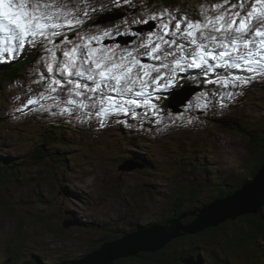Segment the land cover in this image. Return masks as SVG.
<instances>
[{"label":"rangeland","instance_id":"374dc122","mask_svg":"<svg viewBox=\"0 0 264 264\" xmlns=\"http://www.w3.org/2000/svg\"><path fill=\"white\" fill-rule=\"evenodd\" d=\"M75 1L78 7L74 4V0H67L69 7L88 10L87 7L91 5L95 11L88 10L87 20L76 26L79 28L74 34L70 33L71 41L79 43L78 38L82 35H97L105 30H111V35L105 37L103 43L119 45L118 54L124 48L137 49L147 32L153 30L156 21L149 20L150 27L139 22L149 18L147 10L151 14H159L167 9L174 12L175 16L187 15L192 19H200L203 7L222 2L221 0H135L133 3L125 1L123 7L128 6V14L126 9L118 7L119 0H115L116 3H113L114 0ZM135 2H138L140 7L138 5L135 7ZM236 2L237 0L231 1V3ZM247 10L246 8L245 11ZM80 18L84 20L81 15ZM110 19L114 20L109 21ZM139 25H142V28L138 31ZM67 47H71V45L69 44ZM144 51V49H139L140 58L142 62L148 63V58L142 55ZM47 55L45 52L39 54L40 59L32 66L37 67L36 69L25 68L20 72H17L16 69L9 71V75L6 77L13 81L12 92L11 85L10 87L5 85L8 78L1 77L0 80V119L6 118L9 122L7 125L0 123V148H2L0 152L18 159L19 165L25 160L23 158L28 156V148L23 145L25 138H22L21 134H16V138L11 140V133L7 129L13 127L17 119L12 122L11 115H3L2 110L5 109L8 97L14 92L17 96L27 99L30 93H38L37 87L33 85L40 84L41 75L46 72L41 58ZM177 84L180 82L178 81ZM253 85L255 94L245 95L243 101L234 102L235 105L229 112L222 111L216 105H212L208 108V112L202 113L194 101L191 107L188 106V109L192 111L189 113L192 121H205L209 124L205 125L208 126L207 133L209 132L207 134L208 145H201L205 137L203 129L188 131L181 130L177 126L178 131L175 130V127L169 131L164 129L166 134L164 137L146 138L147 144L143 143V147L129 146L132 144V138L118 134L115 129L118 122L124 124L127 122V118L120 120L110 116L105 125L108 129L104 130L100 127L95 136L91 134L86 136L102 142L99 146L96 140L90 142L93 143L89 145L93 151L92 154L90 149L85 150L76 142L75 147H72L64 140L72 148L63 150H67V155H71L70 151L73 152L76 158L67 169L56 168L55 166L59 163H55L47 157L43 159L40 157L42 163L30 162L28 166L21 167L19 170L24 178L18 185L19 188L11 189L13 194L9 196L4 195L5 199L13 206L5 205L7 208L0 206V263L8 258L13 249L18 252L20 262L27 255H36L37 259L43 258L45 262L59 257L63 259L59 264H64L65 258L80 257L87 248L104 235H117L122 234L120 232H126L125 230L139 231L150 228L156 222L164 221V218L170 214V210L172 212V210L193 205V200L187 197L181 201V205L178 204V207L174 204L177 202L174 201V195L179 192L180 185L188 180V177L190 181L196 177L200 179L210 177L213 182L212 187L224 182L230 183V187H224L229 190L230 194L239 190L241 185L247 183L243 180L246 174L240 166L249 155L247 151L248 138L239 130L237 132L217 125L212 116H230L242 126L264 129V80L257 78L253 80ZM44 87L47 86L44 85ZM187 92L189 89H186V94ZM186 94L183 92L177 98L180 99ZM61 97L67 98V95ZM181 113L185 114L184 111ZM76 124L81 128L84 126V121L79 119ZM18 127L22 130L21 133L28 132L31 128V126L22 127L21 125ZM128 128L126 127V129ZM70 130L67 125V134ZM196 133L197 135H195ZM69 142L73 143L71 139ZM210 143L215 145L211 146ZM49 148L51 149V145ZM142 149L145 150V154H141L149 158L154 164V168L149 166V162L138 160V155L136 156L134 152ZM80 150L82 152H79ZM50 161L52 166L47 168L55 167L56 171H51L53 176H49L50 173L42 174L43 170L41 171L43 164L48 166ZM249 168L253 167L249 166ZM60 170L61 173L58 172ZM66 170L71 172L69 176H64ZM236 184L239 186L237 187ZM39 195L43 197L44 201L37 199ZM210 195V190L205 189L199 195L198 200L209 198ZM47 199H51V203L47 202ZM212 201L202 203L199 208ZM37 212L48 214L49 217L45 216V218L52 221V230L38 217V214L36 216ZM256 213L249 214L255 215ZM101 215H107V220H101L99 218ZM261 216L264 219V211ZM176 217L173 215L172 219ZM94 223L98 224L93 225ZM56 224L60 226L68 224V226L64 225L65 234L56 233ZM162 224L169 227L172 223L166 221ZM198 237L193 239L194 243L203 244L202 238ZM220 239L221 237L217 238L218 242L214 251L218 257H223L226 256L225 244ZM187 242H189L187 239L178 240L181 247H185ZM253 251H256L257 258L249 257ZM29 252L31 254H26ZM38 253L44 256L38 255ZM211 254L206 253L203 260L198 259V264H203V262L204 264H215L216 258L213 256L210 258ZM228 256L231 264H264V238L256 241L255 250L248 249L237 253V255ZM120 260L112 264H149V262L139 261L140 259H137L136 256Z\"/></svg>","mask_w":264,"mask_h":264},{"label":"snow or ice","instance_id":"6c2138e0","mask_svg":"<svg viewBox=\"0 0 264 264\" xmlns=\"http://www.w3.org/2000/svg\"><path fill=\"white\" fill-rule=\"evenodd\" d=\"M80 12L88 14V10L69 7L67 0H0V63L16 58L26 46H39L48 53L41 58L49 80L45 92L39 94V100L30 97L26 105L39 104L36 110L48 112L49 106L40 100H60L62 103L56 105L58 114L69 119H79L76 114L81 110L95 109L101 128L108 117L120 114L141 121L155 117L159 124L163 113L153 96L173 88L181 73L195 69L205 76L213 74L215 79H208L207 83L226 90L246 86L257 78L264 80V0H222L203 7L200 19L175 16L165 9L139 21L157 23L137 49L124 48L119 54V45L103 43L111 30L82 35L79 43L64 36L62 43L71 47L62 48L55 43L62 35L61 29L83 23ZM257 21L262 22L258 27ZM139 49H144L142 55L153 63L142 62ZM57 52L61 55L57 56ZM233 70L251 75H237ZM41 79H45L43 74ZM65 88L66 101L60 95ZM240 94L224 91L220 99ZM205 95L200 93L197 100ZM155 99L161 97L155 95ZM196 107L206 108L207 102H199ZM137 109H144L143 114ZM168 116L172 124L184 119L183 113L169 112Z\"/></svg>","mask_w":264,"mask_h":264},{"label":"trees","instance_id":"16d2710c","mask_svg":"<svg viewBox=\"0 0 264 264\" xmlns=\"http://www.w3.org/2000/svg\"><path fill=\"white\" fill-rule=\"evenodd\" d=\"M11 67L12 65H8L7 67H5V71H9ZM7 81L8 82H6V84L10 85L12 83V79L9 80L8 78ZM221 121L223 127H226L233 131L239 130L244 136H247L248 138L247 151L249 152L248 153L249 155L246 156L245 160L241 163L242 167L240 166V168L246 174V176L243 177L244 178L243 180L248 182L251 179H253L259 168L264 164V129H259L260 127L248 128L229 119L221 120ZM46 128L53 129L55 127L53 125H48L46 126ZM54 132H55L54 135L58 133L56 130H54ZM52 138L53 135H49V137H46V140H44V143L42 145L46 147V145L50 143V140ZM42 145H40V147ZM64 145L67 144L64 143ZM45 154L46 153L42 148H37L35 152L28 153V157H25V160H23L24 161L23 164L21 163L20 165L18 164V162H15L12 159H9L8 157L0 156V206L2 207H5V205L13 206V204L11 205V203H9L5 199L4 195L9 196L13 194L11 189L17 190L19 188L18 185L23 181L24 178L21 175V171L19 170L21 166L29 164L30 162L31 163L41 162L43 158H46ZM6 158L9 160H7ZM55 161L59 163L58 165L55 166L56 168L57 167L58 169H60V167L67 168L70 163L69 155H67L65 152L59 154V156L55 158ZM197 165L199 166V164ZM249 166H252L253 168L251 169L249 168ZM55 167L52 168L51 170L56 171ZM58 172L61 173V170ZM49 176H53L52 173H50ZM28 180L30 179L28 178ZM212 185L213 182L210 180V177L205 179H200L196 177L192 181H190L188 177V180H186L180 185L181 189L178 190L179 192L174 195V201H177L174 204L175 206L178 207V204L181 205V201L185 200V198L187 197L188 199L193 200V205L185 208H180V209L178 208L177 210H172V212L170 210V214L168 215V217L164 218V221L161 222L159 221V223H165L166 221L171 220L173 215L176 217L180 214L185 215V217L183 218V222L189 223L192 220H194L195 216L188 214L198 210L199 206H201L202 203H205L207 201H212L215 198H222L227 194H229V190L224 189V187L226 186L230 187L231 186L230 183H226V182L220 183L218 186L216 185L215 187H212ZM236 186L238 187L239 184H236ZM212 188L214 191L212 190ZM205 189L210 190L211 195L209 196V198H204V200H198L199 195L202 192H204ZM211 190L213 191V193ZM37 199L40 201H44L41 195H39ZM47 200H48L47 202L51 203V199H47ZM263 211H264V202L261 205L259 211L255 215L246 213L243 215H239L234 219H225L215 227H209L197 233L185 234L175 237L172 239V241L170 240L171 242L170 241L167 242V244L158 251L154 253L140 252L139 255L136 257L137 259H140L139 261L149 262V264H178L181 261L180 259L185 256L186 257L192 256L193 259L197 261L198 259L201 258L203 260L206 253H212L211 255H209V257L212 258L213 256L216 258L215 264H231L228 255H232V254L237 255V253L241 251H247L248 249L255 250L256 241L259 240L260 238H264V219L261 216ZM35 214L36 216L39 215L38 217L44 221V223L48 226L50 230H52L53 228V226L51 225L52 221L50 219L45 218V216L49 217L47 213L45 215L40 212H37ZM80 224L83 225V223ZM97 224L98 223H94L93 225H97ZM64 229L65 228L63 226L57 224L55 225L56 233L60 235H62L63 233L65 234ZM125 231L127 232L130 230H125ZM126 232H120V233L124 234ZM35 234L37 233L35 232ZM122 234L104 235L102 238H99V240L96 241V243H94L91 247L87 248L86 252L82 254L80 257H74L71 259L65 258L64 264L83 258L90 251L99 248V246L102 244V241L109 240L110 238L114 239L120 237ZM198 236L202 238L201 242L203 244L201 245L196 242L194 243L193 241V239H195ZM219 237H221L220 240H223V243L225 244L224 251L226 252V256L223 257H218L216 255V252L214 251L216 244L218 242L217 238ZM181 239H187V241H189L186 243L185 247H181L182 245L178 244V240L180 241ZM26 254H31V253L29 252ZM38 255L44 256L41 253H38ZM249 257L250 258L256 257V251H253V253L249 255ZM120 259H117L114 262L121 261ZM19 260L20 258L18 252L12 249V251L8 255V258H6V260L2 261L0 264H30V263L59 264L60 261H63V259L58 257L56 259L50 260L49 262H45L43 258L37 259L36 255H31V256L27 255L22 259V262H20Z\"/></svg>","mask_w":264,"mask_h":264},{"label":"water","instance_id":"95a60500","mask_svg":"<svg viewBox=\"0 0 264 264\" xmlns=\"http://www.w3.org/2000/svg\"><path fill=\"white\" fill-rule=\"evenodd\" d=\"M263 202L264 164L253 179L241 185L239 190L217 198L190 213L195 216L191 222H183L185 215L180 214L167 221L172 223L169 227L166 224L155 223L147 229L131 230L118 238L102 241L99 248L69 264H112L120 258L138 256L140 252L154 253L175 237L215 227L225 219H234L239 215L258 212ZM64 225L68 226V224ZM180 260L178 264H198L192 256H185Z\"/></svg>","mask_w":264,"mask_h":264},{"label":"bare ground","instance_id":"6f19581e","mask_svg":"<svg viewBox=\"0 0 264 264\" xmlns=\"http://www.w3.org/2000/svg\"><path fill=\"white\" fill-rule=\"evenodd\" d=\"M125 1L126 0H119V4H118V7H122V8H124L125 9V7H123V5H124V3H125ZM135 0H129V3H133ZM91 3V2H90ZM113 3H116L115 2V0L113 1ZM129 6H131V5H129ZM139 6V5H138ZM87 8H89L88 10L90 11V9H92V7H91V5L90 6H88ZM128 9L126 8V11H127ZM124 17V16H123ZM96 19H97V17H96ZM260 23H262V22H260V21H257L256 22V24H255V26H260ZM62 37H64V36H61L60 37V39L62 38ZM131 50H133V49H131ZM141 52H142V50H141ZM148 60V59H147ZM15 63V59H7V61L6 62H2V63H0V69H3V68H5V67H7L9 64H14ZM149 63V62H148ZM219 73H221V74H223V70H217ZM208 79H215V75H213V74H210L209 76H205L200 70H195V69H193V70H189L188 72H186V73H181L180 74V79L178 80L179 82H180V84H182L183 86H185V90L186 89H189V92H188V98L189 97H191V91L190 90H192V88L191 87H188V86H192V85H194V86H200V87H202V88H204V87H206L207 85H209V83H207V80ZM47 84H48V82L46 83V84H44V85H46L47 86ZM211 85H213V84H211ZM248 87H249V89L251 90V92H250V96H252L251 94H255V91H254V85H253V81L250 83V84H248L247 85ZM167 91V90H166ZM184 91L183 90H181V92L179 91L178 92V95H177V97L179 96V95H181L182 93H183ZM206 92V91H205ZM47 94V93H46ZM206 95L204 96V97H202L201 98V100L200 101H198V103L199 102H207V107L206 108H203V107H201V109H205V110H207L208 111V108L209 107H211L212 105H214V104H217V105H219V103H218V101H217V99H216V94L215 95H209V94H207V92L205 93ZM186 96V95H185ZM185 96H183L182 98H180V99H178V101H179V103H181V104H185L186 103V101H185ZM33 99H35L34 97H33ZM40 99V98H39ZM66 99V98H65ZM238 100H240V101H243V100H241V99H236V98H232V99H228V102L229 103H232V104H234V102H236V101H238ZM49 101H52V100H49ZM56 102V101H55ZM55 102L54 101H52V103H51V105H50V111H49V113H50V115H52V118H53V120H55L58 124H59V126H60V124H61V121L59 120V118H61V119H63L62 120V123L64 122V120L66 121V125H68L69 126V128L71 129L70 130V132H68V135H72V136H75L77 139H78V141H79V145L80 146H82V148L83 149H85V150H87V149H89L91 146H89L90 144H93V143H90L91 141H94V140H96V143L98 142V146L102 143V142H100V141H98L96 138H89V137H86L87 136V134H91V135H93V136H95V134H97V132H98V130L100 129V126L98 125V123L92 118V116H90L89 117V115H88V113L87 112H85V111H83V110H81V111H79L76 115L77 116H79L80 118L79 119H81V120H83L84 121V126H81V128L79 127L80 125H77L76 123H77V121H79V119H77L76 118V116H73L71 119H69L67 116H65V115H60V114H58L59 113V109H56V108H54V104H55ZM17 108H19L20 110H21V107H19L18 106V104H16V103H14L13 105H12V108H10V109H8L7 111H5V110H2V112L4 113L3 115H7V114H10L11 115V121H13V119H14V116H16V115H18L19 114V112H20V110L19 109H17ZM225 108L226 109H228V107H226L225 106ZM184 112H185V110H184ZM53 113H57L56 115H53ZM179 113H181V112H179ZM186 113V112H185ZM120 116H123V114H120V115H113V117L114 118H119ZM59 117V118H58ZM124 118H127V122L126 123H124V124H122V123H117V125L115 126V129L118 131V134H123L122 133V130H124V129H126V127H129V128H131V126H133V125H138V126H141V128H142V130L145 132V130H144V128L142 127V125H143V123H144V120H136L135 122H132L130 119H129V117H125V116H123ZM32 118H33V122L36 120V116L35 115H33L32 116ZM123 118V119H124ZM120 119V118H119ZM10 120V119H9ZM188 121V119H183L182 120V122L187 126V130L188 131H195V129H194V127H193V125H192V122L191 123H188L187 122ZM0 122H2L3 124H5V125H7L9 122L7 121V119L6 118H1L0 119ZM170 118H169V116H166V115H163V121L161 122V123H159V124H157V125H159V126H162L164 129H165V125H168L167 127H169L170 126ZM27 124V123H26ZM76 125V126H75ZM177 126H175V130L176 131H178L179 130V128H176ZM58 127H56L55 129H57ZM198 128H199V126H198ZM203 128H205V129H203L202 131H203V133H205V137H204V140L202 141V143H201V145L202 146H205V144H206V142L208 141V139H209V137L207 136V134L209 133H207V131H208V126H204ZM50 132L51 131H48V132H43V134L44 135H46V136H49V134H50ZM66 134H67V132H66ZM195 135H197V133L195 134ZM210 135V134H209ZM3 138H5L6 140H7V138L6 137H4L3 136ZM10 138V137H9ZM16 138V133H15V131H14V129H12V133H11V140L12 139H15ZM64 140L65 139H61V140H59L58 141V145L57 146H55V147H52L53 149H55V150H60V151H63L61 148H60V145H62L63 144V142H64ZM69 140L70 139H67V142L68 143H71L72 144V142H69ZM146 144H147V142H145ZM84 145L85 146H87V147H89V148H85L84 147ZM71 150V149H70ZM79 152H82V150H80ZM70 153H71V155H73V152H71L70 151ZM69 153V154H70ZM79 155V154H78ZM70 156V155H69ZM77 156V155H76ZM76 158H72V161H74ZM71 161V162H72ZM67 172L64 174V176H69L70 174H71V172L70 171H68V170H66ZM62 172V171H61ZM63 176V177H64ZM214 201V200H213ZM106 217V218H105ZM107 215H101V216H99V218L101 219V220H107ZM114 218V217H113ZM115 219V218H114ZM125 224V223H124ZM147 224V223H146ZM201 260H202V258H201ZM31 264V263H30Z\"/></svg>","mask_w":264,"mask_h":264}]
</instances>
